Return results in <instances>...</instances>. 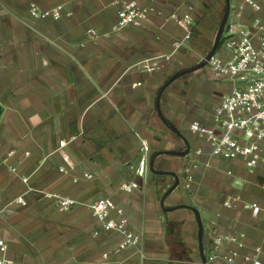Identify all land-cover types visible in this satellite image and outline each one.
I'll list each match as a JSON object with an SVG mask.
<instances>
[{
    "label": "crops",
    "instance_id": "0c3cea01",
    "mask_svg": "<svg viewBox=\"0 0 264 264\" xmlns=\"http://www.w3.org/2000/svg\"><path fill=\"white\" fill-rule=\"evenodd\" d=\"M122 1L0 0V192L4 205L21 194L28 201L0 216L8 246L0 257L14 264H230L225 256L239 264L247 255L264 261V170L212 156L191 130L195 120L212 123L230 86L208 65L171 81L212 50L219 7L141 0L154 8L148 21L116 30ZM33 5L62 6V17L34 19ZM174 14L191 19L189 38ZM194 161L199 168L186 188L184 170ZM130 183L136 188L129 193L123 185ZM50 195L77 204L60 211ZM101 197L125 210L142 234V251L113 253L121 236L106 231L89 207ZM217 235L229 239L218 245Z\"/></svg>",
    "mask_w": 264,
    "mask_h": 264
},
{
    "label": "built area",
    "instance_id": "2783aa9c",
    "mask_svg": "<svg viewBox=\"0 0 264 264\" xmlns=\"http://www.w3.org/2000/svg\"><path fill=\"white\" fill-rule=\"evenodd\" d=\"M239 2L240 11L229 17L216 52L207 60V65L214 71L218 81L231 82L230 90L223 95L214 109L212 123L204 124L195 120L191 123V130L211 146L212 156L220 159H239L249 169L264 170V0ZM118 4L116 30L128 26H142L154 11L153 7L142 3L141 0H125ZM245 12L249 15H245ZM30 15L34 19L58 20L62 17V6L41 10L33 5ZM172 17L188 32L186 39L189 38L191 19L176 14ZM182 44L184 40L176 43L177 47ZM66 144V141H61L60 147ZM143 147L146 151L147 146L144 144ZM13 154L14 151L10 152V156ZM201 154V150L196 152L198 156ZM25 155L29 156L30 152H25ZM141 165L138 174L145 176L148 170L146 157L143 158ZM198 168L199 163L196 161L185 168L186 188L193 184L194 174ZM61 170L65 171L64 168ZM11 171L16 172L17 168L12 167ZM84 177L90 179L93 175L85 173ZM21 179L25 184L29 183V177ZM123 188L130 193L136 188V184H124ZM50 196L58 199L57 207L60 211H68L77 204V201L70 197ZM15 203L27 206L28 201L25 195L21 194L4 205L0 192V216H3L8 206ZM89 207L106 231H114L121 236L113 253H121L127 249L142 251V234L130 226L125 210L112 198H98ZM258 212L259 208L256 207L254 213ZM227 239L229 238L226 236H216L218 245ZM7 248L6 243L0 240V250L3 254ZM110 256L109 252L104 254L105 259L109 260ZM224 259L230 264L235 263L234 256H225ZM0 264H14V261L2 256ZM239 264H264V261L259 255H247Z\"/></svg>",
    "mask_w": 264,
    "mask_h": 264
},
{
    "label": "water",
    "instance_id": "95a60500",
    "mask_svg": "<svg viewBox=\"0 0 264 264\" xmlns=\"http://www.w3.org/2000/svg\"><path fill=\"white\" fill-rule=\"evenodd\" d=\"M230 12H231L230 0H227V8H226V12H225V15H224V17H223V19H222V21H221L220 26H219V29H218V32H217V36H216L215 44H214L212 50L210 51V53L207 55L206 60H204V61H202L201 63H199V64H198L196 67H194V68H191V69H189V70H185V71H183V72L177 73L176 75H174V76L172 77L171 81L177 79L178 77H180L181 75H183V74H185V73H188V72H191V71H195V70L201 69V68H203V67H205V66L207 65V60H209L210 57L216 52V50H217V48H218V46H219V44H220V42H221V38H222V36H223V34H224L226 24H227V22H228V20H229V17H230ZM178 154H179V155H186V154H187V151H185V152H180V153H178ZM178 185H179V181H177L175 187L178 186ZM196 213H197V215H199L198 212H196ZM199 221H200V224H201V220H199ZM202 231H203V227H202V225H201V232H202Z\"/></svg>",
    "mask_w": 264,
    "mask_h": 264
},
{
    "label": "rangeland",
    "instance_id": "374dc122",
    "mask_svg": "<svg viewBox=\"0 0 264 264\" xmlns=\"http://www.w3.org/2000/svg\"><path fill=\"white\" fill-rule=\"evenodd\" d=\"M240 0H230V5H231V12H230V16L231 15H233L234 14V12L235 11H237V13L240 11V9H241V7L239 6V4H240V2H239ZM210 4V5H209ZM208 9H211V6H212V8L215 10V9H218V7H219V9H220V11H219V21H220V24H221V21H222V19H223V17H224V15H225V12H226V8H227V0H210V3L208 2ZM208 11V10H207ZM249 13V12H248ZM249 15V14H248ZM247 15V16H248ZM220 24H219V26H220ZM219 26H218V28H217V30H216V35H217V32H218V29H219ZM195 67V66H194ZM192 67H187L186 69H184V70H182V72L183 71H185V70H189V69H191ZM205 74H206V80L207 81H212L213 79L211 78V74L209 73V72H205ZM213 83H215V82H213ZM218 83H223V84H226V85H228V86H230L231 87V82L229 83V82H225V81H220V82H218ZM205 98V97H204ZM206 103L209 105V106H211V101H212V99L210 98V96H206Z\"/></svg>",
    "mask_w": 264,
    "mask_h": 264
}]
</instances>
